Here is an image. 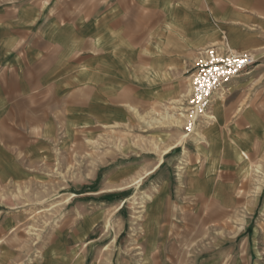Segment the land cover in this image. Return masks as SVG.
Here are the masks:
<instances>
[{"label":"crops","instance_id":"crops-1","mask_svg":"<svg viewBox=\"0 0 264 264\" xmlns=\"http://www.w3.org/2000/svg\"><path fill=\"white\" fill-rule=\"evenodd\" d=\"M211 48L254 59L214 97V185L193 179L191 190L202 199L251 201L245 212L231 208L245 218L224 231L212 255L204 229L169 224L170 209L156 206L142 225V259L183 264L181 247L192 236L194 264H264V0H0V198L12 187L56 180L50 168L66 145L170 93L174 76L188 63L191 73ZM166 183L160 189L170 199ZM13 242L3 251L0 244V253L16 250ZM69 254L44 255L42 263L78 264Z\"/></svg>","mask_w":264,"mask_h":264},{"label":"rangeland","instance_id":"rangeland-1","mask_svg":"<svg viewBox=\"0 0 264 264\" xmlns=\"http://www.w3.org/2000/svg\"><path fill=\"white\" fill-rule=\"evenodd\" d=\"M188 68L189 63L174 76L167 95L131 115L95 126L84 138L66 145L69 149L63 152L61 164L50 168L56 180L12 187L0 198V227L4 228L0 244L12 240L10 246L16 248L0 253V264H43L44 255L68 253L77 254L78 264H151L142 259V225L161 205L170 209L169 224L204 229L206 255L227 239L225 230L240 228L245 216H232L231 208L235 212L239 206L245 212L242 208L250 199H238V204L229 198L202 199L191 190L193 179L213 188L208 181L215 172L209 134L217 116L214 112L213 120L199 122L190 134L185 132ZM159 161L166 163L149 177ZM198 164L201 171L194 174L193 165ZM165 181L170 199L161 193ZM86 226L93 229L86 233ZM195 242L190 236L188 245L181 247L183 264L196 261ZM7 248L3 245L1 251Z\"/></svg>","mask_w":264,"mask_h":264},{"label":"built area","instance_id":"built-area-1","mask_svg":"<svg viewBox=\"0 0 264 264\" xmlns=\"http://www.w3.org/2000/svg\"><path fill=\"white\" fill-rule=\"evenodd\" d=\"M252 64L249 54L219 52L214 48L204 52L189 75L184 125L187 134L199 122L214 119L210 112L214 97L224 96L228 86Z\"/></svg>","mask_w":264,"mask_h":264}]
</instances>
